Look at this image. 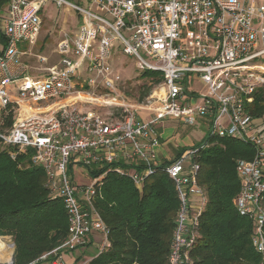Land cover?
Here are the masks:
<instances>
[{
	"label": "built area",
	"instance_id": "2783aa9c",
	"mask_svg": "<svg viewBox=\"0 0 264 264\" xmlns=\"http://www.w3.org/2000/svg\"><path fill=\"white\" fill-rule=\"evenodd\" d=\"M55 1L82 14V24L77 36L59 41L58 64L37 68L39 76L30 74L20 56L39 37L47 0H8L0 11L7 41L0 44V140L14 148L12 158L30 155L44 168L47 188L62 198L69 218L66 240L41 258L52 255L51 264H67L64 256L85 247L94 233L103 236L100 252L109 247L108 226L93 202L105 178L119 173L141 188L164 166L180 200L170 264H194L208 203L199 184L200 154L210 138L233 137L255 148L252 159L237 162L236 209L253 218L252 240L264 264V120L246 110L264 82V7L257 0H87L86 6ZM189 29L197 35L190 45L182 43ZM116 48L135 57L140 70L162 72L163 80L143 102L115 93ZM196 82L206 87L199 96ZM87 104L119 114L80 107ZM169 119L184 126L203 120L208 129L203 143L163 162L156 126ZM75 170L88 172L92 182L78 183Z\"/></svg>",
	"mask_w": 264,
	"mask_h": 264
},
{
	"label": "trees",
	"instance_id": "16d2710c",
	"mask_svg": "<svg viewBox=\"0 0 264 264\" xmlns=\"http://www.w3.org/2000/svg\"><path fill=\"white\" fill-rule=\"evenodd\" d=\"M0 0V11L8 6ZM0 44L7 41L0 33ZM146 82L140 87L143 102L163 80L160 71L145 69ZM246 102V110L264 120V82ZM114 114H119L115 111ZM13 122L12 115L6 121ZM203 148L199 163V184L208 203L200 217L199 233L192 250L194 264H260L263 260L252 240L254 220L238 213L236 197L241 184L237 162L252 159L255 148L235 138L213 137ZM14 148L0 140V236H11L15 244L13 264H41L53 256L41 257L60 246L68 237L69 218L61 197L47 188V175L31 156H11ZM164 167V166H162ZM137 187L132 179L109 174L99 190L96 209L109 229L110 246L103 251H85L75 264H170V252L180 205L176 186L163 168Z\"/></svg>",
	"mask_w": 264,
	"mask_h": 264
},
{
	"label": "rangeland",
	"instance_id": "374dc122",
	"mask_svg": "<svg viewBox=\"0 0 264 264\" xmlns=\"http://www.w3.org/2000/svg\"><path fill=\"white\" fill-rule=\"evenodd\" d=\"M81 6H86L88 4L87 0H70ZM257 5L264 7V0H257ZM42 15V24L41 31L36 43L31 47H24L26 54L20 56L22 63L26 66L34 76H39L40 72L36 71L37 68L46 67L50 68L55 64H58L60 61L59 55L57 53L59 41L66 37L72 36L75 37L79 34V27L82 24V14L77 12L70 5L60 6L55 0H47L45 6L41 11ZM187 38L182 40L184 44H192L194 42L195 30H187ZM185 33V34H186ZM44 55L48 61L45 63H40L38 56ZM112 64L116 73L120 75V79L115 81V86L117 87L115 93L120 95L122 98L131 103L139 102L138 98L140 95V87L143 83L146 82L145 79H142L140 75L142 70L139 69L138 60L130 55H125L115 49L112 55ZM264 63V56L259 60ZM39 73V74H38ZM41 75V74H40ZM197 89L196 95L199 96L201 92L206 91V87L203 83L196 82ZM193 85V84H192ZM190 91H192L190 89ZM81 108L86 109V107H92L101 112L103 115H112L115 113L116 109L104 107V106H92L87 104L80 105ZM200 127V128H199ZM199 127L188 126V128H181L182 138H185L186 135L190 134L194 141L200 138V136L207 132V127L205 122L200 121ZM201 129V130H198ZM76 180L78 183L83 185H88L92 182V177L85 170H75L74 171ZM103 236L95 237V242L101 243ZM13 239L11 236L2 235L0 236V264H9L12 262V257L15 252V247H13ZM84 248V247H83ZM80 248L75 250L72 254L68 252L64 256L67 264H75L76 256L80 254L84 249ZM94 248L87 249L85 251L95 252ZM90 258L84 257L80 264H85ZM41 264H51L48 260L43 261ZM79 264V263H78Z\"/></svg>",
	"mask_w": 264,
	"mask_h": 264
},
{
	"label": "crops",
	"instance_id": "0c3cea01",
	"mask_svg": "<svg viewBox=\"0 0 264 264\" xmlns=\"http://www.w3.org/2000/svg\"><path fill=\"white\" fill-rule=\"evenodd\" d=\"M143 117H149V114L143 113ZM189 126V125H188ZM188 126L182 125L178 120H166L161 125L156 126L158 132L161 130L162 132V144L159 146V157L163 162L174 161V159L178 158L179 155L184 152L186 149L192 146L200 145L203 143L206 132H204L199 139L196 141L193 140L190 134L186 135L185 138H182V133L180 131L181 128H188ZM199 127V124L194 125L192 127ZM200 128V127H199ZM198 130H201L199 129ZM208 129V128H207ZM99 233H94L92 236V241L89 242L90 248H94L93 250L99 249V245L101 243L95 242V237L100 236ZM73 252H71L72 254ZM74 254V253H73Z\"/></svg>",
	"mask_w": 264,
	"mask_h": 264
},
{
	"label": "water",
	"instance_id": "95a60500",
	"mask_svg": "<svg viewBox=\"0 0 264 264\" xmlns=\"http://www.w3.org/2000/svg\"><path fill=\"white\" fill-rule=\"evenodd\" d=\"M13 247H15V244L13 243ZM11 264H13L12 262H11Z\"/></svg>",
	"mask_w": 264,
	"mask_h": 264
}]
</instances>
